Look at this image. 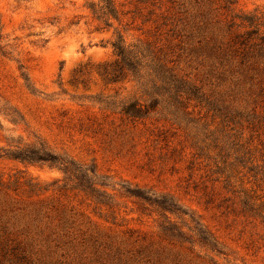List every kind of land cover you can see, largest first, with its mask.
I'll use <instances>...</instances> for the list:
<instances>
[{"label":"rangeland","instance_id":"374dc122","mask_svg":"<svg viewBox=\"0 0 264 264\" xmlns=\"http://www.w3.org/2000/svg\"><path fill=\"white\" fill-rule=\"evenodd\" d=\"M102 1L0 0V264H264V0ZM253 30L247 63L225 54ZM117 34L202 101L124 114L147 78Z\"/></svg>","mask_w":264,"mask_h":264},{"label":"trees","instance_id":"16d2710c","mask_svg":"<svg viewBox=\"0 0 264 264\" xmlns=\"http://www.w3.org/2000/svg\"><path fill=\"white\" fill-rule=\"evenodd\" d=\"M104 6H97L91 3L88 7L97 15L98 18L108 22V17L114 16V8L110 0L102 1ZM221 7L228 10L234 3V0H219ZM247 19V20H246ZM246 22L252 23L250 18H245ZM247 35H236L231 45L224 49L225 54L240 61V64L247 63L249 57L255 55V44L250 43L251 34L257 32L255 30L248 31ZM241 38V39H238ZM263 42L264 40L261 39ZM114 55L117 57L120 67L127 73L139 79H144L146 76L147 81L143 86L144 95L147 98L145 104L139 105L136 102L129 103L122 106V112L130 117H140L153 110L158 105V99L168 94L173 97L175 103H181L178 98H191L202 101L203 93L198 88L192 86L188 80L176 74L172 67H169L166 59L160 51H154L149 47L144 48L142 44L137 43L134 45H127L122 35L117 34L116 39L111 43ZM144 73V74H143ZM144 76H143V75ZM40 151L33 148H24L13 152L12 157L21 162L37 163L40 161H47L46 151ZM50 162L56 167L66 168L57 158H51ZM165 209L173 210V206L161 203ZM210 245V244H209Z\"/></svg>","mask_w":264,"mask_h":264}]
</instances>
